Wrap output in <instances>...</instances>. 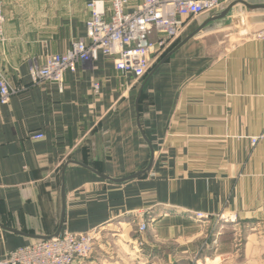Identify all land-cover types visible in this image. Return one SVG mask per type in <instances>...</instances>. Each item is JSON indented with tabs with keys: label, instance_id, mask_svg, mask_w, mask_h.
<instances>
[{
	"label": "crops",
	"instance_id": "0c3cea01",
	"mask_svg": "<svg viewBox=\"0 0 264 264\" xmlns=\"http://www.w3.org/2000/svg\"><path fill=\"white\" fill-rule=\"evenodd\" d=\"M3 1L0 69L19 92L0 104V258L61 224L131 231L145 218L141 257L110 264H234L238 251L211 241L226 229L194 219H264V140L252 143L264 135V24L233 23L264 0L190 21L138 82L100 55L37 84L33 63L86 39L91 0Z\"/></svg>",
	"mask_w": 264,
	"mask_h": 264
},
{
	"label": "built area",
	"instance_id": "2783aa9c",
	"mask_svg": "<svg viewBox=\"0 0 264 264\" xmlns=\"http://www.w3.org/2000/svg\"><path fill=\"white\" fill-rule=\"evenodd\" d=\"M132 0H91L88 4L86 39L73 43L65 53H55L46 58L44 65H31L34 84L62 83L65 73L75 70L79 62L96 61L100 55L110 57L124 75L142 80L185 32L190 21L206 14H216L227 6L229 0H142L130 9ZM5 8L0 0V49L5 42ZM264 37V27L257 33ZM156 56L154 59L153 57ZM98 88V85H96ZM19 92L11 85L7 75L0 70V104H7ZM38 134L35 138H43ZM264 140V135L252 138L253 145ZM205 218L203 214H197ZM149 222L143 220L140 230ZM98 228L89 232L64 230L59 236L23 246L0 258V264H78L92 253Z\"/></svg>",
	"mask_w": 264,
	"mask_h": 264
},
{
	"label": "rangeland",
	"instance_id": "374dc122",
	"mask_svg": "<svg viewBox=\"0 0 264 264\" xmlns=\"http://www.w3.org/2000/svg\"><path fill=\"white\" fill-rule=\"evenodd\" d=\"M3 4H4V1H3ZM6 20L7 18L5 14V23H6ZM5 23H4V30H5ZM4 36H5V42H6L7 38L5 35V31H4ZM153 58L155 59L156 56H154ZM197 218H195L194 220L199 221L203 225H206L208 223L206 226L207 230H209L213 226L212 229L209 230L210 231L209 234H211L212 232H213L212 234H214V225L218 229L222 227L226 229L224 230L226 231L224 235H221L218 237L214 234L211 241H213L212 245H215L218 243L221 244L222 248L219 252L225 251V250L230 251L232 249H236V251H238L237 253L238 260H236L234 264H243V263L244 264H264L263 260L259 259V258H264V219L255 220L254 223H251V224H255V226L253 227V226H248L247 224L240 223L239 219H236L235 217L233 218L225 217L224 219H222L223 217H221L215 220L199 219V217ZM143 220H145V218L143 219L139 218L138 220L136 219L134 221L135 227L131 231H128V229L125 228L126 226H124V227H121L120 229L115 228L116 230H113L114 229L113 228L112 230L104 229L103 231L98 232V239L95 241L96 243H95V246L92 248L93 249L92 253L88 256V258H85V260L83 261L81 260L78 264H89L88 261L93 259L94 257H97V259L99 258L98 261L94 260L98 262V264H110L111 262L114 261L112 257H114V259L119 258V260L120 258H123V259H127L128 261H130L129 260L130 257H134V256L139 257L140 255L139 253H142L141 251L142 245H144V243L146 245V242H145L146 238H145L144 233L146 232L147 229L144 231L140 230V225ZM211 224L212 226H210ZM149 226L150 224L148 225L147 228H149ZM208 226H209V229L207 228ZM112 227H116V226H112ZM98 228H101V227H97L96 229ZM96 229H93V230H96ZM38 241H41V240L31 241L29 244H26L24 246L37 243ZM100 246L102 248H100ZM213 252H215V250ZM239 256H241V258H239ZM6 258H8V256ZM196 261H198V259H194L193 263L197 264ZM203 262H205L204 264H206V261H203ZM199 264H203V263L200 262ZM207 264H227V263H224L218 260L216 262L215 261L210 262V263L207 262Z\"/></svg>",
	"mask_w": 264,
	"mask_h": 264
},
{
	"label": "water",
	"instance_id": "95a60500",
	"mask_svg": "<svg viewBox=\"0 0 264 264\" xmlns=\"http://www.w3.org/2000/svg\"><path fill=\"white\" fill-rule=\"evenodd\" d=\"M249 9L252 11L251 14L249 16L246 17H238L236 18L233 23L236 26H241V25H247V24H264V4H255V5H250ZM226 13V12H225ZM225 14L223 12H221L220 15H217L218 17L224 16ZM212 20V19H211ZM170 55H167L164 60H162L161 62H164ZM159 65V64H158ZM158 65L154 68V70L158 67ZM153 70V71H154ZM142 91V89H141ZM102 175V174H100ZM140 173H137L136 175H134L133 177L139 176ZM105 178H108L110 180L113 181H117V182H122L126 179H113L109 176H105L103 175ZM1 225V224H0ZM3 226V225H1ZM4 227V226H3ZM6 228V227H4ZM62 233V224L59 228V230L57 231L56 234L51 235V236H41V235H29L31 237L36 238L37 240H47L53 237H57Z\"/></svg>",
	"mask_w": 264,
	"mask_h": 264
},
{
	"label": "trees",
	"instance_id": "16d2710c",
	"mask_svg": "<svg viewBox=\"0 0 264 264\" xmlns=\"http://www.w3.org/2000/svg\"><path fill=\"white\" fill-rule=\"evenodd\" d=\"M166 54H167V52L164 53V54L161 56V58L164 57ZM161 58H160V59H161ZM160 59H159V60H160ZM159 60L156 62V64L159 62ZM156 64H155V65H156ZM155 65H154V66H155ZM146 76H147V75H146ZM146 76H145V77H146Z\"/></svg>",
	"mask_w": 264,
	"mask_h": 264
},
{
	"label": "bare ground",
	"instance_id": "6f19581e",
	"mask_svg": "<svg viewBox=\"0 0 264 264\" xmlns=\"http://www.w3.org/2000/svg\"><path fill=\"white\" fill-rule=\"evenodd\" d=\"M228 227V226H227Z\"/></svg>",
	"mask_w": 264,
	"mask_h": 264
}]
</instances>
